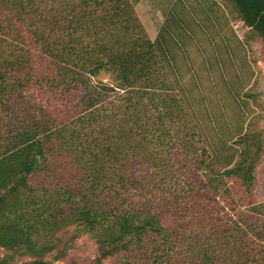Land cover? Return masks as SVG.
Returning <instances> with one entry per match:
<instances>
[{"label":"trees","instance_id":"obj_1","mask_svg":"<svg viewBox=\"0 0 264 264\" xmlns=\"http://www.w3.org/2000/svg\"><path fill=\"white\" fill-rule=\"evenodd\" d=\"M208 1L196 0L195 21L191 3L176 0L150 41L128 0H0V114L13 123L0 144V264L16 254L50 264L52 238L71 226V239L94 240L93 264L120 253L264 264V201H242L263 143L247 118L250 79L232 61L227 78L221 59L203 56L202 82L219 68L238 106L230 117L207 106L203 84L198 94L189 58L191 42L200 53L196 29L218 20ZM230 1L264 52V0ZM226 53L234 57L228 42ZM35 89L64 97V116L28 105Z\"/></svg>","mask_w":264,"mask_h":264},{"label":"rangeland","instance_id":"obj_2","mask_svg":"<svg viewBox=\"0 0 264 264\" xmlns=\"http://www.w3.org/2000/svg\"><path fill=\"white\" fill-rule=\"evenodd\" d=\"M132 5L134 13L141 23L148 39L152 41L159 30L161 23L163 22L166 14L170 11L172 5L176 3V0H128ZM216 2V12H218V20L212 21V23H206V28L196 29L195 36L198 39L197 45L199 46L200 53L197 52V48L194 43L188 44L189 58L194 63L195 73L201 78V90L198 94H202V84L205 87V94H207V106L214 111H218L222 108L230 117L237 113L238 106L231 100L223 87L222 80L220 78V70L215 67L212 72L210 82H202V76H207L208 73L205 69L202 70V60L205 55L212 63L217 60H222L224 65V73L227 78H232L235 75V71L229 67L230 61L236 62L239 66L240 75L249 83L245 92L248 94L247 101V118L253 129L259 128L262 132V150L257 160L255 169L253 171L254 182L251 189L250 197H245L242 201L263 202L264 201V52L263 42L256 33L246 28L230 0H209ZM191 3L194 12L197 17L196 20H202V14L200 13L198 3L196 0H188ZM220 14L224 15V19ZM199 24L202 25L201 21ZM190 27L196 28L193 24H189ZM240 44H237V41ZM230 45L233 51L234 57L230 59L226 53V45ZM203 51V54H202ZM248 61L249 69L243 64L244 59ZM248 69V70H247ZM235 86L238 85L236 82ZM27 97V104H35L37 106H43L49 108L53 112L54 117L57 115L59 118L64 116V106L67 105V100L64 97L59 98L55 94H42L38 90L28 91L25 93ZM217 96L221 97V106L215 105L214 99ZM218 106V107H217ZM204 107V103H203ZM41 108V107H40ZM200 113H202V106L198 107ZM25 113V112H23ZM6 114H0V144L6 139V136L12 135L7 129L13 128V123H7L5 118ZM194 141L199 147L202 144L195 137ZM159 149H165V146H159ZM37 179L33 180L37 183L43 182V176H36ZM32 181V180H31ZM232 182L230 181L229 184ZM228 184V185H229ZM232 196L235 198L237 191L239 195L242 194L241 188L234 186ZM243 195V194H242ZM73 226L68 227L59 233H57L51 240L54 245V249L45 255V260L50 264H93V260L96 257V245L94 240L89 234H82L76 239H71ZM38 244L44 245V238H38ZM8 251L0 247V258L7 254ZM14 263L23 264L29 260L28 255L16 254L14 256ZM130 262V263H129ZM148 264L144 259L131 257L129 254H116L112 257L105 259L102 264Z\"/></svg>","mask_w":264,"mask_h":264}]
</instances>
